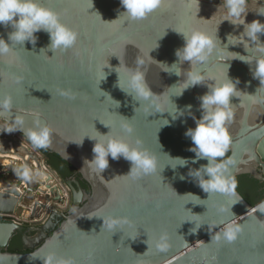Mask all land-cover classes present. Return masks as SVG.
<instances>
[{
  "label": "water",
  "instance_id": "1",
  "mask_svg": "<svg viewBox=\"0 0 264 264\" xmlns=\"http://www.w3.org/2000/svg\"><path fill=\"white\" fill-rule=\"evenodd\" d=\"M40 2L58 11L80 36L75 49L54 55L50 50L41 51L50 40L40 31L35 47L31 43L25 48L13 45L15 64L0 61V96L11 94L14 100L11 111L0 114V264H43L30 257L33 253L43 257L50 251L74 257L77 264H264V215L256 209L264 197L255 205L236 189L233 197L219 193L209 197L187 177L189 168H199L207 161L173 170L169 164L175 162L167 155L194 157L188 151L192 142L184 133L196 125L185 106L192 105L191 112L199 118L198 97L208 91L207 84L215 83L206 80L178 96L190 65L185 62L170 68L178 61L176 50L184 45L176 31L198 28L221 40L217 41L219 51L206 64L198 65L202 73L218 81L227 74L233 81L239 80V97L231 99L234 118L228 125L232 138L228 158L234 160L229 175L233 179L249 175L264 183V103L260 102L264 101V86L253 77L254 61L232 60L228 52L252 58L254 49L246 52L243 43L230 45L228 50L223 46L229 34L243 32V25L223 21L226 9L219 8L223 0H165L148 18L135 22L118 19L124 11L120 0ZM246 7V22L264 23V15L257 13L264 10V0H246ZM10 31V26H0L4 39ZM260 40L264 43V35ZM232 42L239 43L235 38ZM138 57L145 61L143 70L158 109L139 107V102L114 87L118 74L113 69L121 62V79L126 81L125 68L135 67ZM177 69L181 76L169 73ZM61 90H70L75 98L61 96ZM103 91L119 101L120 107L101 97L107 95ZM177 107L185 114L173 120L167 112L176 113ZM37 117L56 129L46 150L71 164L90 186V194L76 178L62 180L49 168L22 130L5 131L18 127L17 118L24 120V127H31ZM125 122L134 127L131 135L121 127ZM99 132L121 136L133 145L139 139L158 158L159 171L134 178L128 175L129 161L109 156V167L101 175L92 172L85 161L93 159L95 141L85 136L103 139ZM23 164L41 171V178L31 183L17 178L13 169ZM180 174L187 178L180 180ZM221 205L229 209L227 214L218 212ZM113 217L128 218L130 224L109 230ZM192 220L206 224L191 233ZM222 221L243 227L236 242L211 241L223 227ZM32 232H36L33 237ZM162 232L171 240L167 252L154 246ZM19 235L27 253L9 252Z\"/></svg>",
  "mask_w": 264,
  "mask_h": 264
},
{
  "label": "clouds",
  "instance_id": "2",
  "mask_svg": "<svg viewBox=\"0 0 264 264\" xmlns=\"http://www.w3.org/2000/svg\"><path fill=\"white\" fill-rule=\"evenodd\" d=\"M164 2L165 0H120L124 11L119 13L118 19L124 17L128 21H142L148 18L154 11L161 8ZM221 7L226 9L223 21H229L236 26L243 25V32L239 36L229 34L227 36V43L223 44V46L228 50L230 45L236 46L243 43L246 52L249 53L250 48L254 49L256 56L252 58H248L250 54L245 56L229 50L228 52L232 54L230 57L232 60L239 59L249 64L254 61L255 69L253 71V77L258 78L261 86H264V43L260 40V36L264 35V23H261L260 20H254L250 23L246 22V0H223L219 8ZM257 13L264 15V10ZM0 26H3L5 29L10 26L12 29V31L8 32L7 39L0 36V61L6 62L9 65L15 64L17 59L13 45L24 47L26 43H31L35 47L38 40L36 33L40 31L46 32L50 40L47 48H42L41 51L45 49L47 51L50 50L54 55L57 51L66 52L75 49L80 36L77 30L63 22L61 14L58 11L45 6L40 0H0ZM176 32L182 35L184 45L176 50L175 55L178 61L173 63L170 68L184 64L185 62H188L190 65L183 79L184 89L178 96H181L190 87L206 84V80L215 81V83L207 84L208 91L198 97L200 102L199 111L201 112L199 118L195 117L191 112L192 105L185 106L188 115L192 116L196 125L194 128L189 127L184 133L185 137L190 138L192 142V146L188 151L194 153V157H172L170 154H167L170 160L175 162L169 165L173 170H176L178 167H187L189 163L196 164L201 160H206L207 163L200 165L199 168H189L187 177L193 178L198 186L209 194V197L216 193L233 197L236 194V182L229 175V169L234 164V160L232 158H223L226 157L232 143L228 125L234 118V105L231 103V99L232 97H239L240 91L237 88L239 80L233 81L227 74L224 80L218 81L214 78L206 77L198 67V65L206 64L213 53L219 51L217 41L219 40L221 42V40L218 36L214 37L198 28H193L187 32ZM234 38L238 39L239 43H233ZM144 65L145 61L138 57L135 67L128 66L125 68L127 79L126 81H122L120 62V65L113 69L118 74V79L114 87L119 88L127 96L132 97L134 102H139V107L150 105L158 109L156 94L146 81V74L143 70ZM169 73L181 76L179 69ZM16 82L18 83L19 80L17 79ZM103 93L107 95H102L101 97L111 99L115 102L116 108L120 107L119 101L113 99L109 93L105 91ZM60 95L68 99L75 98L70 90H61ZM253 102H257L255 96H253ZM260 102L264 103V101ZM13 105L14 100L11 94L0 96V114L10 112ZM139 107H136L135 110ZM167 113L175 120L183 116L185 110L178 109L177 107L176 113ZM14 123L18 127L5 129V131L11 133L22 130L24 137H27L34 148L47 149L51 145L52 137L56 129L50 124L43 122L40 118H35L33 126L31 127H24V120L22 118L15 119ZM105 126L110 127L108 125ZM121 127L129 135L134 132V127L130 122L123 123ZM110 132L106 135L99 132L103 139L94 136H85L95 141L92 149L94 154L93 159L85 161V164H87L92 172L101 175L109 167V156L113 160H118L123 157L129 161L131 163V169L128 175L134 178L153 175L159 171L158 158L149 150L143 148L142 141L138 139L136 144L133 145L121 136L110 135ZM82 143L77 144L82 145ZM13 172L17 178L26 183H31L34 179H39L42 176L41 171L34 170L27 164L14 168ZM187 177L183 174L179 175L180 180H185ZM191 195L198 197L195 194ZM256 209L264 212V201L258 204ZM228 211L229 209L223 205L218 208V212L221 214H227ZM103 221L105 224L104 218ZM190 222L194 223V227L190 229L191 233H196L206 224H200L194 220ZM129 224L130 221L128 218L113 217L108 224V229H121L122 225L127 227ZM222 224L223 227L216 232V235H212L211 241L216 243L225 242L228 244L236 242L243 232V227L231 222L222 221ZM148 246L150 247L149 244ZM154 246L159 252H167L171 247L169 235L166 232H162L158 239H156ZM30 259H39L43 264H77L74 257L61 256L55 251H50L43 257L33 253Z\"/></svg>",
  "mask_w": 264,
  "mask_h": 264
},
{
  "label": "trees",
  "instance_id": "3",
  "mask_svg": "<svg viewBox=\"0 0 264 264\" xmlns=\"http://www.w3.org/2000/svg\"><path fill=\"white\" fill-rule=\"evenodd\" d=\"M37 150L43 155L46 165L53 169L62 180L68 181L72 178H76L82 187V189L91 193L90 186L82 179L80 174H77L75 168L69 164L67 161L63 160L59 155L55 153H51L46 149H38ZM230 155L228 151L226 157L223 159H227ZM236 182V190L243 196V198L251 205H255L264 197V183L259 182L254 179L252 176L243 175L234 179ZM261 215H264V212H260ZM30 236L36 235V232L29 233ZM9 252L11 253H19L24 254L27 253L23 249L22 245V236H16L11 245L9 246Z\"/></svg>",
  "mask_w": 264,
  "mask_h": 264
},
{
  "label": "crops",
  "instance_id": "4",
  "mask_svg": "<svg viewBox=\"0 0 264 264\" xmlns=\"http://www.w3.org/2000/svg\"><path fill=\"white\" fill-rule=\"evenodd\" d=\"M27 214H29V215H30V213H27Z\"/></svg>",
  "mask_w": 264,
  "mask_h": 264
},
{
  "label": "flooded vegetation",
  "instance_id": "5",
  "mask_svg": "<svg viewBox=\"0 0 264 264\" xmlns=\"http://www.w3.org/2000/svg\"><path fill=\"white\" fill-rule=\"evenodd\" d=\"M229 151V150H228ZM263 189H264V187H263Z\"/></svg>",
  "mask_w": 264,
  "mask_h": 264
},
{
  "label": "rangeland",
  "instance_id": "6",
  "mask_svg": "<svg viewBox=\"0 0 264 264\" xmlns=\"http://www.w3.org/2000/svg\"><path fill=\"white\" fill-rule=\"evenodd\" d=\"M44 158V157H43ZM45 160V159H44Z\"/></svg>",
  "mask_w": 264,
  "mask_h": 264
}]
</instances>
